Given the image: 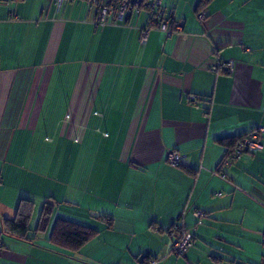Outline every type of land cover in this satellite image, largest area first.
<instances>
[{
  "label": "crops",
  "instance_id": "obj_1",
  "mask_svg": "<svg viewBox=\"0 0 264 264\" xmlns=\"http://www.w3.org/2000/svg\"><path fill=\"white\" fill-rule=\"evenodd\" d=\"M199 1L163 0L184 27L144 43L145 10L96 27L84 0H0V264H264V134L220 168L221 139L264 127V0H213L204 20ZM22 198L32 229L55 206L34 241L1 233ZM58 218L99 233L59 248Z\"/></svg>",
  "mask_w": 264,
  "mask_h": 264
},
{
  "label": "built area",
  "instance_id": "obj_2",
  "mask_svg": "<svg viewBox=\"0 0 264 264\" xmlns=\"http://www.w3.org/2000/svg\"><path fill=\"white\" fill-rule=\"evenodd\" d=\"M74 0H52L57 8H61L65 3ZM95 9L94 24L96 27H103L108 24L121 25L125 22L127 15L130 12L140 13L141 11H148L150 13L149 25L143 28L141 41L146 42L149 38L151 29H159L164 31L168 36L175 31H180L184 27V20H178L173 23V14L166 10L163 6V0H84ZM200 20L206 18L205 11L198 14ZM224 68L227 72L234 73L235 63L233 60L224 63ZM192 102L196 103V97H192ZM264 134V127L256 132H252L245 137L241 144H239L236 152L225 160L224 165L231 166L243 154L247 152H256L263 148L262 139ZM169 162L173 166H180L184 163V156L178 151H170ZM225 175V174H224ZM198 222L201 223L207 213L202 209H196L193 212ZM176 239L173 243V252L178 256H184L190 251L195 244L194 237L190 234L189 229L183 224L179 223L176 226ZM2 244L0 242V250ZM155 261V260H152Z\"/></svg>",
  "mask_w": 264,
  "mask_h": 264
},
{
  "label": "trees",
  "instance_id": "obj_3",
  "mask_svg": "<svg viewBox=\"0 0 264 264\" xmlns=\"http://www.w3.org/2000/svg\"><path fill=\"white\" fill-rule=\"evenodd\" d=\"M212 1L213 0H200L197 5L196 12L199 14L201 11L205 10ZM174 22L175 19L173 18V23ZM256 131L258 130L255 129L238 136L221 139V142L227 147V150L220 163V168L223 167L225 160L236 152L239 144L242 143L243 139L247 137L248 134ZM34 207V200L29 198H22L18 205L15 216L13 218H6L2 221L1 233L24 241H34L35 233L38 234L39 232L47 231L53 216L55 207L54 203L46 202L44 204L38 223L35 229H32L31 221ZM178 224L179 223H175L169 231H172L177 235L176 226ZM32 231L34 232L33 235L31 233ZM98 233L99 230L94 227L69 219L58 218L51 230L50 240L52 244L59 248L76 252L81 250L90 240L95 238ZM0 242L3 248L4 243L1 240Z\"/></svg>",
  "mask_w": 264,
  "mask_h": 264
},
{
  "label": "rangeland",
  "instance_id": "obj_4",
  "mask_svg": "<svg viewBox=\"0 0 264 264\" xmlns=\"http://www.w3.org/2000/svg\"><path fill=\"white\" fill-rule=\"evenodd\" d=\"M205 218H206V217H204V220H205ZM204 220H203V221H204ZM33 224H34V223H33ZM31 225H32V224H31ZM32 227H33V226H32ZM189 232H190V234L193 236V234H192V232H191L190 230H189ZM194 241H195V240H194ZM194 246H195V244H194ZM194 246H193V247H194ZM193 247H192V248H193ZM192 248H190V250H191Z\"/></svg>",
  "mask_w": 264,
  "mask_h": 264
}]
</instances>
